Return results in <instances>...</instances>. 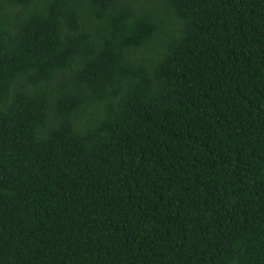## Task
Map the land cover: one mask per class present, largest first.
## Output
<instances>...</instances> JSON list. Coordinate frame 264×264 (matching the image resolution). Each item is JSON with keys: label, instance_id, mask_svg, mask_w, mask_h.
<instances>
[{"label": "trees", "instance_id": "trees-1", "mask_svg": "<svg viewBox=\"0 0 264 264\" xmlns=\"http://www.w3.org/2000/svg\"><path fill=\"white\" fill-rule=\"evenodd\" d=\"M0 264H264V0H0Z\"/></svg>", "mask_w": 264, "mask_h": 264}, {"label": "bare ground", "instance_id": "bare-ground-1", "mask_svg": "<svg viewBox=\"0 0 264 264\" xmlns=\"http://www.w3.org/2000/svg\"><path fill=\"white\" fill-rule=\"evenodd\" d=\"M20 29H21V27H20ZM69 30V29H68ZM72 31V30H71ZM73 33V32H72ZM90 41V40H89ZM95 42V41H94ZM93 44V43H92ZM107 44V43H106ZM109 46V45H108ZM102 47V46H101ZM116 50V49H115ZM83 51V50H82ZM105 52V51H104ZM123 52V51H122ZM87 57H88V55H87ZM89 58V57H88ZM174 58V57H173ZM71 59V58H70ZM78 59V58H77ZM85 59V58H84ZM47 60V59H46ZM67 60V59H66ZM88 60V59H87ZM120 60V59H119ZM117 61V60H116ZM73 62V61H72ZM79 62V61H78ZM83 62V61H82ZM112 62V61H111ZM123 62V61H122ZM66 63V62H65ZM69 63V62H68ZM85 64V63H84ZM117 65V64H116ZM79 66V65H78ZM124 66V65H123ZM132 66V65H131ZM135 66V65H134ZM77 67V66H76ZM81 68V67H80ZM102 68V67H101ZM132 68V67H131ZM122 71V70H121ZM124 71V70H123ZM127 71H129V70H127ZM136 71V70H135ZM165 71V70H164ZM177 71V70H176ZM181 71V70H180ZM74 72V71H73ZM118 72V71H117ZM116 72V73H117ZM125 72V71H124ZM131 72V71H130ZM130 72H128V73H130ZM166 72H167V70H166ZM77 73V72H76ZM119 73H120V71H119ZM125 73H127V72H125ZM127 73V74H128ZM160 73V72H159ZM118 74V73H117ZM123 74V73H122ZM122 74L120 75V76H122ZM162 75V74H161ZM70 76V75H69ZM72 76H75V75H72ZM77 76V75H76ZM71 77V76H70ZM88 77H90V76H88ZM118 77H119V75H118ZM126 77H128V76H126ZM156 77V76H155ZM180 77H181V75H180ZM191 77V76H190ZM214 77V76H213ZM167 78V77H166ZM116 79V78H115ZM213 79V78H212ZM101 80V79H100ZM110 80V79H109ZM113 80V79H112ZM167 80V79H166ZM188 80V79H187ZM214 80V79H213ZM129 81V80H128ZM154 81V80H153ZM176 81V80H175ZM178 81V80H177ZM191 81V80H190ZM119 83V82H118ZM172 83V82H171ZM188 83V82H187ZM190 83V82H189ZM112 84V83H111ZM160 84V83H159ZM179 84H180V82H179ZM213 84V83H212ZM114 85V84H113ZM164 85V84H163ZM166 85V84H165ZM178 85V84H177ZM186 85V84H185ZM192 85V84H191ZM107 86H109V84L107 85ZM161 86H162V84H161ZM118 87V86H117ZM123 87V86H122ZM160 87V86H159ZM158 88V87H157ZM175 88H176V86H175ZM178 88V87H177ZM180 88V87H179ZM193 88V87H192ZM170 89H171V87H170ZM169 89V90H170ZM184 89V88H183ZM190 90H192L191 88H190ZM211 90V89H210ZM213 90V89H212ZM217 90V89H216ZM175 91V90H174ZM188 91V90H187ZM193 91H194V89H193ZM170 92V91H169ZM172 94V93H171ZM187 94V93H186ZM170 95V94H169ZM173 95V94H172ZM175 95V94H174ZM178 95H180V93L178 94ZM123 136V135H122ZM127 136V135H126ZM129 137V136H128ZM128 139V138H127ZM65 146V145H64ZM59 147V146H58ZM66 150V149H65ZM49 151V150H48ZM60 151V150H59ZM67 151V150H66ZM74 151V150H73ZM47 153V152H46ZM38 154V153H37ZM50 154V153H49ZM59 154V153H58ZM52 155V154H51ZM63 155V154H62ZM82 155V154H81ZM34 156V155H33ZM47 157H49L48 155H47ZM35 158V157H34ZM39 158V157H38ZM50 158V157H49ZM43 159V158H42ZM79 159V158H78ZM36 160V159H35ZM73 160V159H72ZM31 161V160H30ZM57 163V162H56ZM71 163V162H70ZM76 163V162H75ZM46 166V165H45ZM51 166V165H50ZM71 166V165H70ZM90 166H92V165H90ZM99 170H101V169H99ZM99 170H97V171H99ZM39 172V171H38ZM45 172V171H44ZM77 172V171H76ZM109 172V171H108ZM62 173V172H61ZM107 173V172H106ZM98 175V174H97ZM78 177V176H77ZM88 177V176H87ZM104 178V177H103ZM46 179V178H45ZM44 179V180H45ZM107 179V178H106ZM112 179V178H111ZM30 180H32V179H30ZM81 180V179H80ZM85 180V179H84ZM91 180H93V179H91ZM76 181V180H75ZM104 181V180H103ZM41 182V181H40ZM47 183V182H46ZM59 183V182H58ZM57 183V184H58ZM67 183V182H66ZM75 183V182H74ZM17 184H18V182H17ZM78 184V183H77ZM81 184V183H80ZM38 185V184H37ZM74 185V184H73ZM93 185V184H92ZM99 185V184H98ZM39 186V185H38ZM82 186V185H81ZM75 187H76V185H75ZM33 188V187H32ZM65 189H66V187H64ZM103 188V187H102ZM77 189H80V188H77ZM99 190V189H98ZM87 191V190H86ZM41 192V191H40ZM32 193V192H31ZM37 193V192H36ZM40 195V194H39ZM70 195V194H69ZM82 196V195H81ZM100 196V195H99ZM131 196V195H130ZM31 197V196H30ZM40 197H41V195H40ZM136 200V199H135ZM37 201V200H36ZM48 201V200H47ZM40 202V201H39ZM51 203V202H50ZM113 204V203H112ZM142 204V203H141ZM48 205V204H47ZM134 205V204H133ZM26 206V205H25ZM28 206V205H27ZM115 206V205H114ZM119 206V205H118ZM39 207V206H38ZM134 207V206H133ZM139 208V207H138ZM43 209V208H42ZM114 210V209H113ZM146 210V209H145ZM124 211V210H123ZM108 214V213H107ZM134 216V215H133ZM118 217V216H117ZM121 218V217H120ZM133 218V217H132ZM141 219V218H140ZM144 219V218H143ZM175 220V219H174ZM118 221V220H117ZM137 221V220H136ZM114 222V221H113ZM138 222H139V220H138ZM117 224V223H116ZM119 224V223H118ZM135 224V223H134ZM150 224H151V222H150ZM127 227V226H126ZM168 227V226H167ZM174 227V226H173ZM166 228V227H165ZM126 229V228H125ZM146 230V229H145ZM166 230H167V228H166ZM169 230V229H168ZM153 232V231H152ZM143 233V232H142ZM145 233V232H144ZM130 234V233H129ZM153 235V234H152ZM168 235V234H167ZM139 236H140V234H139ZM142 236V235H141ZM152 238V237H151ZM164 238V237H163ZM137 239V238H136ZM135 239V240H136ZM141 239V238H140ZM153 239V238H152ZM151 240V239H150ZM163 240V239H162ZM168 240V239H167ZM139 241V240H138ZM156 241V240H155ZM157 242V241H156ZM166 243V242H165ZM136 244V243H135ZM157 244V243H156ZM162 245V244H161ZM152 246V245H151ZM157 246V245H156ZM154 247V246H153ZM160 247V246H159ZM166 248V247H165ZM157 249H159V248H157ZM157 251V250H156ZM162 255V254H161Z\"/></svg>", "mask_w": 264, "mask_h": 264}]
</instances>
